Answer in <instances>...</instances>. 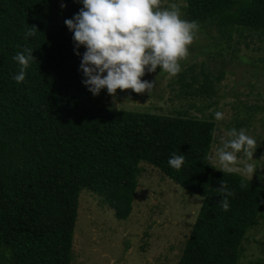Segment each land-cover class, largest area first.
Wrapping results in <instances>:
<instances>
[{
    "label": "trees",
    "instance_id": "trees-1",
    "mask_svg": "<svg viewBox=\"0 0 264 264\" xmlns=\"http://www.w3.org/2000/svg\"><path fill=\"white\" fill-rule=\"evenodd\" d=\"M82 7L81 0H0V264H71L79 190L126 219L140 162L201 196L175 264H238L264 191L208 161L212 120L93 101L80 70L86 48H76L64 23ZM183 19L227 39L238 29L262 32L264 0H184ZM33 26L35 36L26 37ZM25 49L34 59L18 84L13 57ZM173 153L185 156L180 170L168 164ZM222 180L234 193L228 211L219 203Z\"/></svg>",
    "mask_w": 264,
    "mask_h": 264
},
{
    "label": "rangeland",
    "instance_id": "rangeland-1",
    "mask_svg": "<svg viewBox=\"0 0 264 264\" xmlns=\"http://www.w3.org/2000/svg\"><path fill=\"white\" fill-rule=\"evenodd\" d=\"M177 5L183 19L184 0H161V7ZM217 28H198L180 61L181 71L170 76L157 66L145 69L142 81L154 83L150 92L101 89L93 101L101 106L159 114L194 115L213 121L208 161L221 168L216 150L233 128L257 140L255 170L244 176L264 191V31L238 29L227 39ZM182 83V84H181ZM188 83V84H185ZM203 85V86H201ZM223 119L216 120L215 112ZM238 166L245 161L237 153ZM131 210L116 219L101 197L80 189L72 233L71 264H175L190 232L201 196L189 192L157 168L139 163ZM238 264H264V202L255 223L246 231Z\"/></svg>",
    "mask_w": 264,
    "mask_h": 264
},
{
    "label": "clouds",
    "instance_id": "clouds-1",
    "mask_svg": "<svg viewBox=\"0 0 264 264\" xmlns=\"http://www.w3.org/2000/svg\"><path fill=\"white\" fill-rule=\"evenodd\" d=\"M82 9L65 25L73 33L76 48L83 45L80 70L85 77L82 83L93 94L107 89L114 95L117 89H131L139 94L150 92L154 83L142 81L148 72H155L157 66L170 76L181 71L180 61L188 56V46L198 31V22L181 18L177 5L161 7V0H81ZM63 7V5H61ZM36 27H30L26 37L36 34ZM32 49L18 52L14 61L19 71L12 79L16 83L25 80L26 69L34 59ZM27 53V55L25 54ZM78 54V53H77ZM222 112H215L216 120L223 119ZM228 139L216 150V158L223 173L239 171L252 177L255 165L253 160L257 140L246 134V130L235 128L227 132ZM246 158L242 167L238 166L237 153ZM212 159L211 156L208 157ZM185 163L183 154L173 153L168 159L171 168L180 170ZM245 185L241 183V187ZM222 194L220 206L229 210V197L234 193L228 189L224 180L217 189Z\"/></svg>",
    "mask_w": 264,
    "mask_h": 264
}]
</instances>
